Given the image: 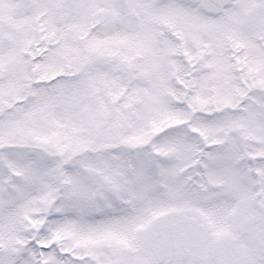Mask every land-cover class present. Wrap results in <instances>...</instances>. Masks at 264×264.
<instances>
[{"label":"snow or ice","instance_id":"obj_1","mask_svg":"<svg viewBox=\"0 0 264 264\" xmlns=\"http://www.w3.org/2000/svg\"><path fill=\"white\" fill-rule=\"evenodd\" d=\"M0 264H264V0H0Z\"/></svg>","mask_w":264,"mask_h":264}]
</instances>
